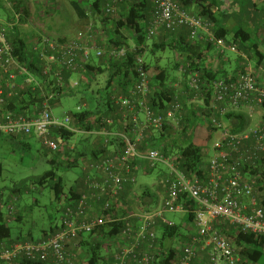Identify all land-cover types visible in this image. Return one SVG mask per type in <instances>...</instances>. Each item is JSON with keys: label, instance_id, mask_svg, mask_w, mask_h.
Segmentation results:
<instances>
[{"label": "built area", "instance_id": "1", "mask_svg": "<svg viewBox=\"0 0 264 264\" xmlns=\"http://www.w3.org/2000/svg\"><path fill=\"white\" fill-rule=\"evenodd\" d=\"M104 15L117 17L124 0H103ZM9 4V2H8ZM14 5V4H13ZM57 6L51 0L41 7L52 9ZM14 20L0 22V106L18 95L20 86L33 91L43 90L42 81L31 73L26 64L19 62L15 48L10 41L11 34L23 21L25 14L18 5L10 6ZM44 11L45 12L47 11ZM230 11V10H229ZM181 27L189 28V38L197 41L206 34L207 42L216 46L224 54L226 51L239 52L238 47L217 38L212 25L204 18L182 9L175 0H155L154 11L148 26V37L157 36L162 28L177 32ZM34 52L40 57L41 76L45 82L57 79L63 84L64 71L77 72L83 62L92 58L108 57L114 61L126 58L135 48L102 49L88 45L87 34L79 32L72 40H60L49 34L41 36L34 44ZM136 82L130 96L113 97L117 106L115 116L101 119L105 146L113 147L110 139L116 137L122 144L107 153L103 158L93 161L87 167L85 178L86 191L76 200L68 203L62 210L58 231L40 241L11 243L0 237V264H22L25 261L42 264H79L84 254L80 246L83 238L99 231L104 226H121V233L111 241L117 242L115 251H109V264H155L159 252L157 227L160 223L171 225L165 214L188 213L182 205V197L195 204L194 215L198 235L188 243H182L173 264H194L197 257L196 247L203 244L209 249L211 264H240L241 259L230 240L215 226L217 220L237 227L241 232L264 236V204L256 190V178L245 177L241 169L255 165L264 156V83L258 73L251 70L239 71L234 78L213 81V98L209 118L212 127L218 128L223 135L212 147L213 155L209 161L206 179L188 178L177 164L153 147L141 149L140 144L147 132L158 135L166 125L177 128L180 125L184 106L176 100L163 114L155 113L148 105L151 92V72L144 57L136 56L134 62ZM21 79V82H19ZM262 80V81H261ZM78 82L74 87L78 86ZM188 89L195 100L202 104L201 76L190 74ZM51 93V92H50ZM52 92L49 97L32 108L25 115L12 113L0 121V136L29 137L34 135L51 151L60 150V142L52 134L54 130L75 132L71 114L63 118L53 113L50 99L56 98ZM194 101V102H195ZM242 103L263 109L261 121L239 133H233L222 121V117L236 110ZM230 106V109L227 105ZM239 110V109H238ZM78 108V112H82ZM141 115L145 120L141 121ZM208 120V121H209ZM120 123L123 131L113 135L111 129ZM160 164L169 169L159 187L165 190V198L156 209L134 210L129 200L123 201L126 186L131 188L130 197H137L136 186L141 170L150 172ZM139 199V198H138ZM0 196V216L6 211L10 216L16 213L12 202L4 205ZM138 206V200L135 203ZM11 223V220H7Z\"/></svg>", "mask_w": 264, "mask_h": 264}, {"label": "trees", "instance_id": "2", "mask_svg": "<svg viewBox=\"0 0 264 264\" xmlns=\"http://www.w3.org/2000/svg\"><path fill=\"white\" fill-rule=\"evenodd\" d=\"M154 1L155 0H124L121 14H119L120 11L118 13L120 16L108 17L104 15V11L100 9L103 7V0H97L91 6V13L94 17H103L105 20H112L113 22V33L112 37H108V48L119 49L126 47L131 49L134 47L136 50L135 52L128 54L125 59L120 61L108 59L107 67L105 68L87 64L85 66H81L78 71L80 73L84 71L93 78H98L102 75L106 76L107 86L104 89L108 96L106 105L109 109H111L110 107L114 106V103L111 100L113 96L119 97L122 95L127 97L131 94L132 88L136 82L134 70L136 56L140 55L144 57L145 54L149 53V55L154 58L155 49L166 50L170 47L173 50H178L187 62V66L184 67L186 74L190 72H198L201 76L202 95L200 98L196 97V99H203L202 104H194L191 106L186 105L180 125L177 128L166 125L163 132L158 134V136H152L151 138L150 135L149 138H146L140 148L142 150L147 149L148 147L157 148L161 150L165 156L170 157L177 164L178 169L185 173L188 178L196 177L204 180L206 179L208 173L207 171L210 160L209 155L203 150V148L198 147L194 143L195 132L198 127L197 124L199 120H201V122H206L212 115L210 105L213 98V81L217 78H222L224 80L228 79H226V77H219L220 72H213L212 69L198 67V64L196 63L199 59L198 57H200L197 54L198 46H195L191 40L185 43H180L178 48H176L173 44L159 45L153 43L152 45H149V41L152 40V38L148 37L147 29L153 15ZM175 2L180 5L182 9L188 11H190L189 9L191 7L197 6L196 12L198 14L196 16L206 19L212 25L215 36L217 38L224 39L227 44H233L238 47L239 52L242 53L240 54L241 57L239 59L241 63L245 62V59L242 56L244 55L245 58H248V60H257L259 66L264 64V54L260 51L258 44L250 45L252 34L241 26L235 28L227 26V22L235 19V21L238 22L237 24H241L242 22L243 16L241 14L236 16L235 14L237 12L233 11L235 8L238 10L236 6H241V9L244 10V17L248 15V17L252 20L253 16L256 15L258 11L256 9L255 0H248L246 6H244L242 0H237V2L234 0L231 6L232 9H230L231 12L233 11V14H231L232 18L226 20L221 19V11L219 9L221 2H218L217 0H211L206 4L203 3L204 0H175ZM0 7H4L3 0H0ZM73 7L79 17L88 18L89 12H87L85 7L77 3H74ZM184 29H187L188 32L190 31L188 27H181L177 31L178 35L179 32ZM166 31L170 34L177 33L168 30ZM125 34H127V36ZM10 41L15 48V56L17 60L26 64L29 71L39 77L42 81L43 90L33 91L32 88L27 86H20L18 89V95L7 100L6 104L3 106H0V121L5 120L6 115L10 113L16 116L25 115L32 110V108L34 109L38 107L45 97H49L52 92H55L57 95L56 98L50 99L51 106L55 107L56 103L59 102L63 96L70 94L69 92H66L65 87L69 82L71 75L78 72L66 70L62 74V85H57L56 78L49 81L48 85H46L45 82L47 81V78L43 79L41 76V60L37 53L33 50H29L25 40L15 33L11 34ZM203 57L204 56L202 55L200 59H203ZM157 61L148 64V69L150 71L153 70L151 74V92L148 99V105L155 113L163 114L177 100V94L176 88H174L172 82H170L169 71L167 69L159 68L157 66ZM239 71L246 70L240 69ZM190 95L191 99L195 98V95H192L191 93ZM99 114L98 112L86 110L71 114V116L77 125H80L87 131H91L100 124L102 117L96 120L97 115ZM225 122L232 126L230 131L233 133L242 132L245 128L243 119L239 116L237 117L234 113L228 114L225 118ZM210 129H212L213 132L219 130L218 128L212 127V125L209 127V130ZM75 134V132L65 130H54L52 136L56 140L60 137L66 142L75 136ZM10 137L21 143H23L24 139L20 138H25L15 136ZM104 152H106V150H103V153ZM83 156H85V154H81V157ZM77 163L78 160H72L71 158L68 160V158H66L67 169H71L76 166ZM3 171V164L0 162V181ZM240 171L245 177H255L257 179L256 190L261 194V202L264 204V156L255 165L245 166ZM48 182H52L51 188L54 190L57 200H61V196L65 195V205L73 200H76L81 195H79L73 187L70 189L69 194L66 195L64 193L63 178L59 177L53 170L47 171L42 176H39L33 181V184L38 183L40 186L44 187ZM1 189L2 188L0 187V196L4 199V193ZM15 192H18V190H14L12 192V195H14L13 197H16ZM145 195L147 194L145 193L144 196ZM144 196L139 198L142 203H144ZM12 201L13 198H11L10 201L4 200L3 203L7 206L10 205ZM182 205L188 210L189 220L195 222L194 202L187 200L186 197H182ZM21 218L22 217L17 214V212L14 216H10L6 211H4L0 216V237L9 244L40 241L47 239L58 231L57 226H54L50 229L49 233L44 232L43 237L38 240H36L31 233L25 237L21 235L19 237H13L12 228L7 220L14 219L20 221ZM158 226L161 229V237L159 239L160 244H162L163 241L175 239H177V244L180 243L181 245L184 243V232L182 226L165 225L164 223H160ZM215 226L230 240L234 246L237 255L241 259L240 264H264V236L243 233L237 227L223 221L216 222ZM121 230V226H104L94 234H91L87 238H83L80 242V246L84 249V255L87 258L85 264H109L110 254L107 253L111 250L105 245V242L111 241L115 236L121 233ZM177 252L178 250L174 248L166 251L165 253L157 252L155 264H173L176 259ZM22 264L42 263L25 261Z\"/></svg>", "mask_w": 264, "mask_h": 264}, {"label": "rangeland", "instance_id": "3", "mask_svg": "<svg viewBox=\"0 0 264 264\" xmlns=\"http://www.w3.org/2000/svg\"><path fill=\"white\" fill-rule=\"evenodd\" d=\"M9 1L12 2L14 0H3V5L4 2L7 5ZM23 1H28L32 4V6H36L37 12L35 15L38 19H46L45 21L41 22L43 27L46 28V26H48V28L52 29L51 31L54 33H59L57 27L53 28V26L60 23L66 25L73 23V21H75L78 17L72 4L73 2L78 3L82 2L83 0H57L59 3V8L57 10L52 8V11L49 12L51 15L44 14V11L46 10L45 7L38 6V4L42 5L44 2L49 3L51 0ZM242 2L244 3V6H246L248 0H242ZM83 5L85 7L84 3ZM236 7L238 10L235 8L233 11L237 12L235 14L236 16L240 14L243 16L242 22L241 24H237L238 22H236L235 19L227 22V26L231 28L241 26L247 29L252 34L250 45L258 44L260 51L264 54V13H256V15H254L251 20L248 15L244 17V10L241 9V6ZM8 13L9 12L5 5L4 7H0V21H5L7 19ZM101 36L104 37V35ZM158 40V36H154L152 40L149 41V45L156 43ZM103 49H107V47L104 45ZM93 54L94 53H92V56ZM227 54L233 58H235L237 55L236 58L240 59V54L242 53L238 52L237 54L229 51ZM175 55L176 53L174 50L168 47L166 51L159 50L156 52L154 58H152L149 53H147L145 54L144 59L147 64H150L157 61L156 57L159 58V61L160 58L163 57V59L173 63L175 60ZM182 57L183 56L180 57L183 59L181 65L186 67L187 62ZM252 62L254 65L257 60H252ZM161 65L163 68H167L170 73L174 71L173 68H168L165 64ZM150 72L152 74L153 70ZM259 73L261 74V72ZM99 78V87L90 88L85 84H81V86L76 88L73 93L63 96L61 98L60 105L53 108V113L56 116L63 117L64 114L77 113L78 108L80 107L83 111L88 109L95 110L97 108H100L101 110L104 109L108 99L107 93L104 90L107 78L106 76ZM171 78L172 79H170V82H172L173 86H175V83L177 84L176 91L178 92L180 99H183V95L185 94L190 96L187 85L188 77L186 74L182 78ZM261 78L264 79V73H262ZM254 124L256 123L251 122L249 124H245L244 130L248 129ZM197 126L198 131L203 132L204 130L209 131L211 124L209 121L201 122V120H199ZM226 126L229 128V130L232 129V126L229 124H226ZM213 133L216 134L211 137H207L206 139H203L204 133L199 135L205 144H207L208 147L211 146V148L214 146L215 142L221 138L219 130ZM83 138L84 136L81 134H76L72 138L71 142L73 144L71 145L77 147L78 149L76 152L72 153V157L75 159L78 158V163L71 169H67L65 155L63 153L64 150L62 148L67 144L60 137H58L57 140L60 142L61 147L59 151L55 152L45 147L41 140H39V138L36 136L20 138L24 139L23 143L12 139L10 136H0V162L3 164L4 168L0 181V187L4 193V200L10 201V199L13 198L12 204L15 207L17 214L22 216L20 221L14 219L11 220L10 226L12 228L13 237H19L20 235L25 237L31 233L34 238L38 240L43 237L44 232L49 233L52 227L57 226L60 223L62 210L66 204L65 195L61 196V200H57L54 190L51 188L52 182H48L46 183V186L42 187L38 183L33 184V181L39 176L45 174L47 171L53 170L59 177L63 178L64 193L68 195L76 180L84 178L86 175L85 166L87 162L90 161L91 156L89 155V160L87 158H79L78 156V153L90 150V146L87 144V142L80 143V140ZM92 139L94 138L92 137ZM78 141L80 144H77ZM168 174L169 169L164 164H160L156 169H153L150 172H144L142 170V172L138 174V182L136 187L137 191L140 193L139 198L144 196L145 193L147 195L144 196L145 199L143 206H135L134 210H143L146 208L156 209L161 205L163 199L165 198V192L159 187V183H161V179L163 180L164 176ZM14 190H18V192H15L16 197H13L14 195H12ZM184 216V213L181 212H167L165 214V219L171 225L183 226ZM105 245L108 246L111 251H115L118 247L117 242L115 243L114 241H106ZM178 247V244H176L175 248L178 249ZM86 260L87 258L83 254L79 264H85Z\"/></svg>", "mask_w": 264, "mask_h": 264}, {"label": "crops", "instance_id": "4", "mask_svg": "<svg viewBox=\"0 0 264 264\" xmlns=\"http://www.w3.org/2000/svg\"><path fill=\"white\" fill-rule=\"evenodd\" d=\"M96 1L97 0H83L82 2H78V3L73 2V4L77 3L83 7H84L83 3L85 4L86 10H87V12H89L88 18H81L76 13L78 18L75 21H73V23H71L69 25L60 23L58 25L53 26V28L57 27V30H59V33H54L53 31H51L52 29L48 28V26H46V28L43 27L41 25V22L45 21L46 19L45 20L42 18L38 19L35 15L37 12L36 6H32V4L30 2H28V1L24 2L23 0H18V1L14 0L12 2L9 1V4L7 3V5L4 2V5L6 6V9L8 10L9 13H8L7 19L5 21H0V22L13 21L14 16L12 15L13 11L11 10L10 6H14V8H15L18 5V6H21V9H23L25 17H24L23 21L16 27V29L13 33H15L16 35L20 36L21 38H23L25 40L29 50L34 51V48H35L34 44H36L39 41V39L41 38V36L44 34H49V35H51V37H54L56 39H60L62 41L63 40L68 41V40L74 39L79 32H85L87 34L88 45L90 44L92 46H97L98 48H102V49H103V46L105 45L107 47L106 51H108L109 50V48L107 46L108 37H110V36L112 37V33H113L112 23L113 22H112V20H105L103 17L102 18L94 17V15L91 13L92 12L91 6ZM209 1H211V0H204L203 3L206 4ZM217 1L221 2L220 6H219V9L221 11V13H220L221 19H223V20L230 19L232 17L231 14H233L232 13L233 11L231 12L229 10L231 9V6H232L234 0H217ZM55 2L57 4V6H55V8H53V9L57 10L59 8V3L57 0ZM235 2H237V0H235ZM255 5H256V9L258 10L257 13H259V12L264 13V0H255ZM38 6L41 7L42 5L38 4ZM196 7L197 6H193L189 9L192 14L194 13V15L198 14L196 12ZM100 9L103 11V7H101ZM121 10H122V4L119 8V11H120L119 14H121ZM46 11L47 12H45V14L51 15L49 13L52 11L51 9H47ZM234 12H236V11H234ZM52 13H54V12H52ZM119 14L117 15V17L120 16ZM88 24H90V25H88ZM212 31H213V27H212ZM101 35H104V37H102ZM125 35L127 36V34H125ZM157 36L159 38V40L156 42L157 44H159V45H171V44H173L176 48H178L180 43H185L187 41H190L189 32L187 29L181 30V32H179V35H178V32L176 34H170L165 29L162 28L158 31ZM193 43L195 46L196 45L198 46L197 47V54H198V56H200V57H198L199 59L196 61V63L198 64V67L205 68V69H212L213 72H220L219 77H226V79H232L238 73V71L240 69L251 70L252 72L258 73L260 76H262V73H264V64L259 66L258 63L255 62V64L253 65L252 60H248V58H245L244 55H242V56L244 57L246 62L241 63V61L238 58H236L237 55L235 56V58H233L227 54L229 51L222 54L219 51V49H217L216 46H212V45L210 46L207 42L206 34H201L200 38ZM159 50H164V49H155V53L158 52ZM174 52L176 53V55H175V60L173 63L170 61H167L166 59H163V57L160 58V61L159 60L157 61L158 62L157 66L161 69H167V68H163L161 64H165L168 68H173L174 71L171 73L169 72L170 79H172L171 77L182 78L186 74V70H184V66L181 65L182 64L181 62L183 60L180 58L181 54L179 53L178 50H174ZM195 52H196V50H195ZM202 55L204 57H203V59H200ZM182 58H184V56ZM108 59L109 58L105 57V56L98 58L97 56H95L93 54L92 58L89 61L82 63V66L90 64V65H93L96 67L101 66V67L105 68V67H107ZM156 59H159V58L156 57ZM78 72L73 73L71 75L70 80L65 87L66 92L73 93L76 88L81 86V84H85L87 87H90V88L99 87V85H100V82H99L100 78L99 77L93 78L91 75H88V73H86L84 71H82L81 73L80 72L78 73ZM259 72H261V74ZM190 74H192V72L186 74L188 77V80L190 78ZM221 74H223V75H221ZM102 76L104 77V75H102ZM102 76H100V77H102ZM262 80L261 81L264 83V79H262ZM19 82H21V79H19ZM76 82H78L79 84H78V86L74 87V84ZM174 85H175L174 88H176L177 84L175 83ZM187 85H188V82H187ZM106 86H107V82H106ZM176 94H177V100H179L184 106V112H185V106L186 105L191 106L194 104H201V103L196 102L195 100H192L190 97L191 95L187 96L185 94V95H183V99L182 98L180 99L177 91H176ZM113 97H115V96H113ZM112 98H111V100H112ZM60 102H61V100L56 103L55 107L60 105ZM55 107H53V108H55ZM86 107H87V105H86ZM227 107L229 108V110H231L230 106L227 105ZM110 108L111 109H109L107 107V105L105 104V108L102 110L100 108H97L95 110H90L88 108L87 109H88V111H91V112H98V114L100 113L99 115H97L96 120H98V119H100V117L104 118L107 115H109L107 117L115 116L117 106L114 105ZM238 109L236 110L235 108H233L232 110H235V112L230 111L229 114L234 113L235 115H237V117L239 116L240 118L243 119L245 124H249L251 122L258 123L259 121H261L263 109H261L259 107H255V106L254 107L249 106L245 103H242ZM184 112H183V114H184ZM258 112H259V114H258ZM68 114H71V113H68ZM65 115L66 114H64V116ZM227 115L222 117V121L224 123H226L225 118ZM63 117H60V118H63ZM140 119H141V121H144L145 116L141 115ZM72 123H73L72 126L76 130L75 133L81 134L84 136V138L82 140H80V143L87 142V144H89V146H90V148H89L90 150H86V151H82L81 153H78L79 158H87L88 159V155L91 156L90 161L87 162V164L85 166L86 175H87V167L89 166V164L91 162L97 161V160L103 158L107 153L111 152L112 150H114L115 147L118 146L116 144H120V146L122 144L116 137H111L112 139H110V141L113 144V147H106L104 144L106 142V139H108V138L105 137V135L103 134L101 124L96 126L93 130L87 131L86 129H83L80 125H77L73 119H72ZM226 124L228 125V123H226ZM122 131H123V126L120 123H117L116 126L111 129V132L113 133V135L120 133ZM219 132L222 136L223 132L222 131H219ZM202 133H204L203 139L204 138L206 139L207 137H211L216 133H213L212 129H210L209 131L204 130L203 132H199L198 128L195 132L194 143L198 147L203 148V150L209 155V160H210V158L213 155V150H212L211 146L208 147V145L205 144V142L199 137V135ZM150 135H151V138H152V136H155V135H152L150 132H147L145 137H144V140L140 144H143L145 142L146 138H149ZM31 136H34V135H31ZM31 136H29V137H31ZM92 137L94 139H92ZM72 138L70 140L66 141L67 145L65 144L66 145L65 147H62L64 150L63 153L65 155V160H66V158H68V160H70V158L72 160H78V158L75 159L72 157V153H74L78 150L77 147H74L71 145V144H73L71 142ZM63 141H65V140H63ZM80 143H79V141L77 142V144H80ZM103 150H106V152L103 153ZM81 154H85V156L81 157ZM141 172H142V170H141ZM86 175L84 176V178L76 180V182L73 186V188L76 189V191L79 193V195L86 191V187H85V183H84ZM126 187L127 188H126L124 194L122 195V200L123 201L129 200V204H131V206H133V207H135V204L133 203V201H135V203H136L138 200V206H143V203L140 201V199H138L140 196V193L137 191V187L135 190H136V193L138 195L135 198V200H132L131 197L129 199L131 188L129 186H126ZM161 189H162V191L164 190L163 188H161ZM164 192H165V190H164ZM184 215H185L183 217V220H184L183 223L184 224L182 226V228L184 230V238L183 239H184L185 243H188L191 240V238L198 235V228H197L196 221L192 222L189 220L187 212L184 213ZM216 222H220V220H217ZM157 233H158V237L160 239L161 229L159 228V226L157 227ZM176 244H177V239L170 240V241H163L162 244L159 243V253H161V252L165 253L166 251H168L172 248L176 249L175 248ZM178 246L179 247L177 250H180L181 249L180 243L178 244ZM196 249H197L198 257H197L194 264H211L209 249L205 248V246L203 244H199L196 247ZM160 250H161V252H160Z\"/></svg>", "mask_w": 264, "mask_h": 264}]
</instances>
